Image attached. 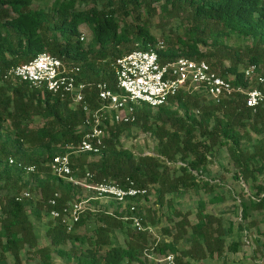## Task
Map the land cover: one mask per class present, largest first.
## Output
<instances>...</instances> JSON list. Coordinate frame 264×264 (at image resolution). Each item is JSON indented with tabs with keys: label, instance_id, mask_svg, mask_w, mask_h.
Returning <instances> with one entry per match:
<instances>
[{
	"label": "trees",
	"instance_id": "16d2710c",
	"mask_svg": "<svg viewBox=\"0 0 264 264\" xmlns=\"http://www.w3.org/2000/svg\"><path fill=\"white\" fill-rule=\"evenodd\" d=\"M89 1V8H77V0H51L46 7L34 8L32 0H0V191L6 190L0 199V260L9 257L12 264H22L24 248H35L40 215L51 208L48 200L58 193L52 208L61 211L76 198L78 187L52 175L47 164L81 140L79 128L85 113L71 108L70 100L60 95L29 88L16 79L13 83L5 76L11 66L46 52L77 66V82L103 81L112 89L116 60L133 50H154L162 64L179 57L204 59L233 85H247L239 71L245 59L247 64L264 68V0ZM154 15L160 17L162 47L151 32ZM80 25L90 30L88 42L81 39ZM226 39L233 42L228 44ZM225 58L230 60L227 68L221 66ZM84 94L96 108L97 91L87 88ZM204 98L179 91L156 109L139 104L133 122L108 127L99 154L70 155L76 177L89 172L92 182L126 186L132 181L153 191L159 204L167 205L176 219L164 229L168 234L173 229L172 241L154 249L173 253L175 264H207L222 258L226 251L237 252L242 238L250 237L252 227L258 228L253 215L264 211V103L253 109L244 105L239 94L219 103ZM3 128L9 132L6 138L2 137ZM133 129L154 140L152 153L135 155L123 146L121 138ZM11 135L14 141L9 139ZM252 135L256 140L251 148L245 147L243 141L251 142ZM221 148L228 152L233 180L248 186L249 193L243 188L239 198V220H229L225 227L223 218L199 200L196 221L191 223L186 213L173 208L168 196L188 190L211 193L220 188V183L204 175ZM26 166H34L35 171L27 173ZM23 175L36 179L40 191L36 201L16 199L27 185ZM221 200L222 194L210 199L212 203ZM124 214L104 209L85 212L71 231L60 220H51L46 233L59 254H64L61 245L78 243L79 251L65 253L74 264H142L147 234L128 229L131 224L122 219ZM84 226L90 228L91 235L73 233ZM115 230L126 235L123 244L115 242ZM181 240L188 246L179 244ZM36 252L40 264H53L47 248Z\"/></svg>",
	"mask_w": 264,
	"mask_h": 264
},
{
	"label": "built area",
	"instance_id": "2783aa9c",
	"mask_svg": "<svg viewBox=\"0 0 264 264\" xmlns=\"http://www.w3.org/2000/svg\"><path fill=\"white\" fill-rule=\"evenodd\" d=\"M83 39V35L81 36ZM157 45L162 47V42ZM247 85H233L214 70L206 60H194L179 57L166 63H160L154 50H133L118 58L114 67V89L106 82H77V66L64 63L59 58L43 52L28 62L11 66L6 78L16 79L28 84L29 88L44 89L54 95L70 100V107L81 109L85 119L79 131L81 140L75 146H69L68 152L55 155L47 164L50 173L73 186L86 189L94 199H108L120 205L125 212L122 219L130 221L136 231H150L143 225L138 215L139 199L149 195L147 188H141L129 181L120 186L112 181L92 182L87 172L76 177L71 168L70 155L80 153L99 154L108 131V127L118 123H130L135 119V106L145 103L156 109L165 105L168 99L179 91L189 94H202L208 101L219 103L224 97L239 94L246 107L255 108L264 103V68L248 64L242 70ZM97 91L99 104L93 108L85 99V90ZM197 112V111H196ZM13 160L10 158L9 163ZM25 171L32 173L34 166H26ZM38 190L37 196L39 197ZM28 189L20 192L16 199H30ZM58 193L48 200L50 209L46 215L54 221L60 220L67 231H71L81 214L85 211L82 200L66 204L61 211L55 206ZM163 264H175V255L167 253Z\"/></svg>",
	"mask_w": 264,
	"mask_h": 264
},
{
	"label": "rangeland",
	"instance_id": "374dc122",
	"mask_svg": "<svg viewBox=\"0 0 264 264\" xmlns=\"http://www.w3.org/2000/svg\"><path fill=\"white\" fill-rule=\"evenodd\" d=\"M32 5L34 8L37 7H46L50 4L51 0H32ZM78 5L77 8H89L91 6V2L89 0H77ZM141 18H145L146 14L144 11L140 12ZM131 20V18L129 19ZM151 24V32L155 35L158 42H163L162 39V26L160 25V17L159 15H154L150 18ZM80 36L83 35V41L88 42L91 37L90 30L86 25H80L79 27ZM228 44H231L233 40L226 39ZM160 43H158L159 45ZM165 45V43H162ZM201 50L205 52V47L200 46ZM230 64V60L228 58L223 59L221 63L222 67L227 68ZM247 64L246 59L240 63L239 71H241ZM15 83V79H10ZM205 102L208 100L204 98ZM35 126V125H33ZM2 137L6 138L9 135V132L6 128L1 130ZM10 140L14 141V135H11ZM256 140V137L252 135V141L246 142L243 141V145L245 147L251 148L252 144ZM121 142L123 146L126 148H130L133 150L134 154H138L139 152L152 153V148L154 146V140L147 134L141 131H137L135 129L131 130L129 134L123 135L121 138ZM90 159H97V156H91ZM234 172L233 167L229 164V155L226 148L219 149L213 158V162L208 165V172L204 175L206 178L213 180L214 182H218L221 184L220 188H216L213 192L207 193L204 191L195 192L193 190L185 191L181 194H171L168 196V200L173 205L175 210L184 212L188 216L189 222L193 223L196 221V209L198 205V201L202 200L206 203L207 210H214L217 214H219L223 218V222L225 227L228 226V221L233 220L238 221L240 215V207H239V198L242 196V189L244 188L247 194L249 193L248 186L242 181H235L232 178V173ZM42 177V176H41ZM24 183H26V187L22 189H29L31 193L30 201H36L38 199L37 192V181L35 178H31L28 175H23ZM15 190H11L14 192ZM6 193V190L0 191V199L2 195ZM76 198L78 201L82 200L84 202L85 212L95 213L102 209L108 210L109 212L114 211H123L120 205H117L113 201L108 199H94L93 194L88 192L83 188H76L75 191ZM223 195V200L218 201L216 203H212L210 199L214 195ZM74 200V201H75ZM139 203L137 204V213L142 217L143 225L150 229V231H146L147 234V244L143 253L140 256V260L142 264H163L162 258L167 253H159L157 252L156 247L157 244L168 243L172 241V233L173 229L168 234L164 231V229L169 225L172 226L176 219L169 213L167 210V205L159 204L156 200L155 194L153 191L149 192V195L144 199H139ZM41 219L39 223H37L36 227V246L35 248L26 247L20 253V258L22 264H40L41 259L38 253L36 252L39 248H47L50 252L51 260L53 264H74L73 259H67V255L65 253L76 250L79 251V245L77 242H69L61 245L59 248L63 251L64 254H59L57 248L52 246L50 243V239L47 235V229L49 224L53 221L42 211ZM252 218L258 219V228L252 227L249 232L250 237H243L242 242L239 246L237 252L226 251L224 256L220 258L219 262H226L227 264H260L263 256H264V211L261 214L256 216L253 215ZM128 229L131 231H136L132 228V226ZM257 229H259V233H257ZM73 233H77L81 236L87 237L91 235L90 228L81 227ZM129 237V234L127 235ZM115 242L118 244H123L126 241V235L123 234L120 230L114 231ZM186 239V237H185ZM230 240L228 239V242ZM181 245L188 246L186 240H181ZM210 264L209 262H206ZM0 264H12V261L9 257L2 258L0 260Z\"/></svg>",
	"mask_w": 264,
	"mask_h": 264
},
{
	"label": "crops",
	"instance_id": "0c3cea01",
	"mask_svg": "<svg viewBox=\"0 0 264 264\" xmlns=\"http://www.w3.org/2000/svg\"><path fill=\"white\" fill-rule=\"evenodd\" d=\"M105 210V209H104ZM210 264H219L220 262L216 259L209 261Z\"/></svg>",
	"mask_w": 264,
	"mask_h": 264
},
{
	"label": "water",
	"instance_id": "95a60500",
	"mask_svg": "<svg viewBox=\"0 0 264 264\" xmlns=\"http://www.w3.org/2000/svg\"><path fill=\"white\" fill-rule=\"evenodd\" d=\"M197 264H205L204 262H198ZM260 264H264V256Z\"/></svg>",
	"mask_w": 264,
	"mask_h": 264
}]
</instances>
